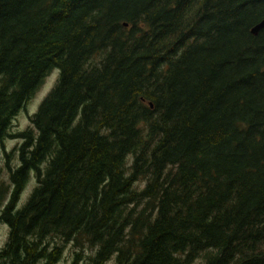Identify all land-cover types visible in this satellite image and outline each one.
Segmentation results:
<instances>
[{
    "label": "trees",
    "instance_id": "trees-1",
    "mask_svg": "<svg viewBox=\"0 0 264 264\" xmlns=\"http://www.w3.org/2000/svg\"><path fill=\"white\" fill-rule=\"evenodd\" d=\"M263 19L264 0H0V144L20 142L0 264L66 245L72 264H264Z\"/></svg>",
    "mask_w": 264,
    "mask_h": 264
},
{
    "label": "rangeland",
    "instance_id": "rangeland-1",
    "mask_svg": "<svg viewBox=\"0 0 264 264\" xmlns=\"http://www.w3.org/2000/svg\"><path fill=\"white\" fill-rule=\"evenodd\" d=\"M57 72L51 73L47 78H45L43 84L34 94V96L26 104L25 108L19 112L11 124V133H17L19 131L25 130L30 126V116H32L42 100L46 95L51 91L55 82L57 80ZM20 142L16 139L8 138L0 144V184L4 183L8 185V170L7 165L14 167L17 164V153L16 148ZM8 156V157H6ZM35 186V180L30 178L29 183L27 184L22 196L20 203H24L31 190ZM8 229L7 227L0 223V248L4 246L7 240ZM73 249L70 245H66L63 250V255L57 264H72L73 261ZM112 264V261L107 263Z\"/></svg>",
    "mask_w": 264,
    "mask_h": 264
},
{
    "label": "water",
    "instance_id": "water-1",
    "mask_svg": "<svg viewBox=\"0 0 264 264\" xmlns=\"http://www.w3.org/2000/svg\"><path fill=\"white\" fill-rule=\"evenodd\" d=\"M263 29H264V19L261 22H259L258 24H256L251 29V33H252V35L256 36Z\"/></svg>",
    "mask_w": 264,
    "mask_h": 264
}]
</instances>
